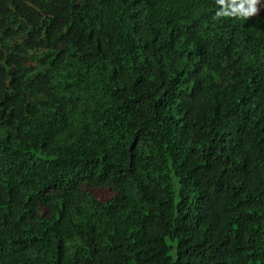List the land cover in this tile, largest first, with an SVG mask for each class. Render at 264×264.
Wrapping results in <instances>:
<instances>
[{"label":"trees","instance_id":"obj_1","mask_svg":"<svg viewBox=\"0 0 264 264\" xmlns=\"http://www.w3.org/2000/svg\"><path fill=\"white\" fill-rule=\"evenodd\" d=\"M0 0V264H264V3Z\"/></svg>","mask_w":264,"mask_h":264},{"label":"clouds","instance_id":"obj_2","mask_svg":"<svg viewBox=\"0 0 264 264\" xmlns=\"http://www.w3.org/2000/svg\"><path fill=\"white\" fill-rule=\"evenodd\" d=\"M264 0H216L217 11L214 19L236 17L247 19L254 17L259 12V5Z\"/></svg>","mask_w":264,"mask_h":264}]
</instances>
